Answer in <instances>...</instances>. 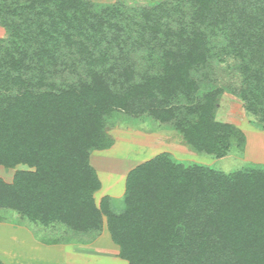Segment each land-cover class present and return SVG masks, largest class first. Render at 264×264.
<instances>
[{"label": "trees", "instance_id": "trees-1", "mask_svg": "<svg viewBox=\"0 0 264 264\" xmlns=\"http://www.w3.org/2000/svg\"><path fill=\"white\" fill-rule=\"evenodd\" d=\"M0 25V166L29 168L0 178V208L85 233L106 218L128 264H264V168L227 173L161 153L129 171L116 212L110 197L96 202L91 163L112 145L114 111L175 121L192 147L225 156L240 130L209 121L214 95L194 78L227 59L241 62V99L264 124V0H0ZM161 36L181 38L180 51L136 76L131 54Z\"/></svg>", "mask_w": 264, "mask_h": 264}, {"label": "rangeland", "instance_id": "rangeland-1", "mask_svg": "<svg viewBox=\"0 0 264 264\" xmlns=\"http://www.w3.org/2000/svg\"><path fill=\"white\" fill-rule=\"evenodd\" d=\"M93 1L113 4L124 0ZM129 1L141 5L162 2L171 5L176 2ZM173 27L178 29L176 23H173ZM7 36L6 28L0 25V40ZM143 43L136 48L140 51L131 54L133 59H130V64L136 76L149 66L151 72L156 71L163 56L179 52L181 38L161 36L149 48H144ZM149 49L154 50V56L148 54ZM240 65L238 60L227 59L224 64L213 63L210 68H200L199 76L194 78L199 87V95H214L213 113L209 121L214 124L229 123L240 130L239 136L231 138L232 148L225 156L218 158L205 150L192 147L176 130L175 121L163 123L149 113L130 115L114 111L107 117V132L113 141L111 147L91 153V163L102 182L101 189L95 194L96 202L100 204L102 198L108 196L112 209L120 212L124 207L129 171L161 153H170L176 160L184 163H196L227 173L248 167L264 168V124L246 110L245 102L241 99L240 92L244 89V81L240 74ZM182 104H185L182 100L176 102L181 108ZM194 122L195 119L192 118L191 123ZM25 169L29 168L26 165L14 168L0 166V178L12 182L16 171ZM0 216L3 217L0 222V261L4 264H128L120 257L118 246L111 243L105 245L100 241L102 237L103 241L108 239L112 242L107 236L109 233L106 232V218L99 233H85L72 231L62 224H35L7 208H0ZM40 243L54 246L56 252L41 248Z\"/></svg>", "mask_w": 264, "mask_h": 264}, {"label": "crops", "instance_id": "crops-1", "mask_svg": "<svg viewBox=\"0 0 264 264\" xmlns=\"http://www.w3.org/2000/svg\"><path fill=\"white\" fill-rule=\"evenodd\" d=\"M106 232H108L109 233V231L107 230ZM107 234V233H106ZM105 236V235H104ZM109 238H111L110 237V234L109 235H107ZM112 240V239H111ZM100 241H102V242H104V244L105 245H109V243H111V244H113V245H115V246H117L113 241L112 242H110V241H108V239L107 240H102V237L100 238ZM33 242V241H32ZM41 244V243H40ZM103 244V243H102ZM41 248H45L46 250H50V251H52L53 252V250H54V252L53 253H55L56 251H55V247L54 246H47V245H44V244H41ZM53 249V250H52ZM58 256H61L60 254L58 255Z\"/></svg>", "mask_w": 264, "mask_h": 264}]
</instances>
